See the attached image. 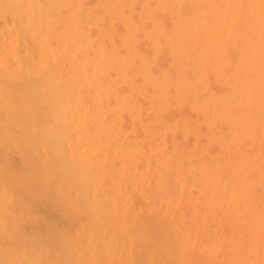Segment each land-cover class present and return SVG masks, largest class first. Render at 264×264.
<instances>
[{"label": "bare ground", "instance_id": "obj_1", "mask_svg": "<svg viewBox=\"0 0 264 264\" xmlns=\"http://www.w3.org/2000/svg\"><path fill=\"white\" fill-rule=\"evenodd\" d=\"M0 264H264V0H0Z\"/></svg>", "mask_w": 264, "mask_h": 264}]
</instances>
